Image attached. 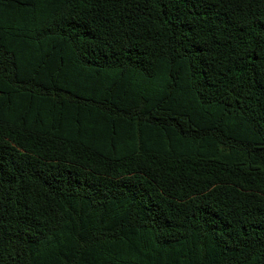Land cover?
<instances>
[{
  "label": "trees",
  "instance_id": "1",
  "mask_svg": "<svg viewBox=\"0 0 264 264\" xmlns=\"http://www.w3.org/2000/svg\"><path fill=\"white\" fill-rule=\"evenodd\" d=\"M0 264H264V0H0Z\"/></svg>",
  "mask_w": 264,
  "mask_h": 264
}]
</instances>
